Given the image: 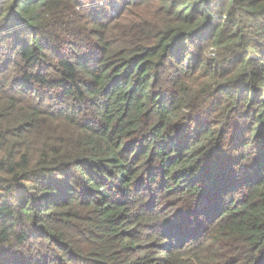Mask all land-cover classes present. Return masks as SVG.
Here are the masks:
<instances>
[{"label": "trees", "instance_id": "trees-1", "mask_svg": "<svg viewBox=\"0 0 264 264\" xmlns=\"http://www.w3.org/2000/svg\"><path fill=\"white\" fill-rule=\"evenodd\" d=\"M0 264H264V0H0Z\"/></svg>", "mask_w": 264, "mask_h": 264}]
</instances>
